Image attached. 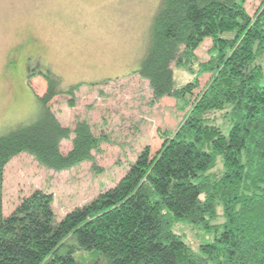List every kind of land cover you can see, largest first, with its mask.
I'll list each match as a JSON object with an SVG mask.
<instances>
[{"label":"trees","instance_id":"16d2710c","mask_svg":"<svg viewBox=\"0 0 264 264\" xmlns=\"http://www.w3.org/2000/svg\"><path fill=\"white\" fill-rule=\"evenodd\" d=\"M245 1L161 0L136 72L152 98L187 104L183 119L157 149L145 145L113 186L59 219L41 188L3 214L5 164L27 152L66 169L93 161L106 135L86 119L61 124L48 104L60 93L72 100L82 83L64 88L51 68L33 72L46 81L37 109L0 131V264H77L76 250H97L103 264H264V0L253 14ZM207 37L209 56L198 71L212 75L188 104L197 79L177 85L173 67L191 69ZM216 111L227 133L210 117ZM218 205L222 220L215 222ZM177 221L213 230V238L193 249L172 230Z\"/></svg>","mask_w":264,"mask_h":264},{"label":"rangeland","instance_id":"374dc122","mask_svg":"<svg viewBox=\"0 0 264 264\" xmlns=\"http://www.w3.org/2000/svg\"><path fill=\"white\" fill-rule=\"evenodd\" d=\"M260 2L246 0L247 12L253 14ZM160 3L161 0H0V131L33 116L38 107L36 96L46 89L45 79L33 72L49 67L61 77L64 88L82 83L74 90L72 100L70 95L60 93L48 102L61 124L73 127L75 120L86 119L95 134L106 135L99 149L93 151V161H81L62 170L38 163L27 152L13 155L3 168V214L41 188L52 194L53 211L59 219L74 206L113 186L145 145L154 151L182 121L188 105L171 96L152 98L148 80L136 72ZM24 32L34 35L41 47H35V53L30 51L31 57L25 56V49L8 51L24 37ZM210 46L211 39L207 37L195 50L191 69L173 67L177 85L197 79L198 87L190 100L186 99L188 104L212 75L198 71V62L208 58ZM259 62L264 70V55ZM222 113L216 111L210 117L227 133L229 127L223 126ZM70 146L69 138L61 140L63 153ZM216 212L215 222L221 221V205L216 206ZM172 230L193 249L214 235L213 230L187 221L175 222ZM74 256L77 264H103L97 250H76Z\"/></svg>","mask_w":264,"mask_h":264},{"label":"flooded vegetation","instance_id":"af4514ba","mask_svg":"<svg viewBox=\"0 0 264 264\" xmlns=\"http://www.w3.org/2000/svg\"><path fill=\"white\" fill-rule=\"evenodd\" d=\"M25 33L26 32H24V34L22 35L24 37L22 39H18L16 42H14L13 45L10 46L8 51H10L11 49H17L18 51L25 49V51H26L25 56L28 57L31 53L30 51L35 53V50H34L35 47H37V49L41 48V47H39L38 39L34 35L30 34L29 32H27V34H25ZM25 47H27V48H25ZM33 56H34V54H33ZM29 57H31V56H29ZM39 71H41V70H39Z\"/></svg>","mask_w":264,"mask_h":264}]
</instances>
